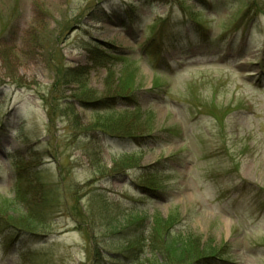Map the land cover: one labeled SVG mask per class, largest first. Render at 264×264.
Here are the masks:
<instances>
[{"label": "rangeland", "instance_id": "obj_1", "mask_svg": "<svg viewBox=\"0 0 264 264\" xmlns=\"http://www.w3.org/2000/svg\"><path fill=\"white\" fill-rule=\"evenodd\" d=\"M153 216L264 264V0H0V264H129Z\"/></svg>", "mask_w": 264, "mask_h": 264}, {"label": "trees", "instance_id": "obj_2", "mask_svg": "<svg viewBox=\"0 0 264 264\" xmlns=\"http://www.w3.org/2000/svg\"><path fill=\"white\" fill-rule=\"evenodd\" d=\"M113 110V107H111L110 111ZM95 131L106 133V135L114 136L115 134H109L107 133L108 130L101 128H95ZM110 132V131H109ZM118 138H135L136 136L132 133H121L115 135ZM132 153V154H130ZM134 152H124L122 156H120L118 159H114V165L115 167L120 166H127L129 163L133 162ZM136 162V160H135ZM135 209L134 211H136ZM138 212V211H136ZM142 212H139V214ZM33 217V216H32ZM31 222H35V218L29 219ZM143 218L140 217L137 219V222L142 223ZM164 218H161L160 216H157L154 218L152 217V221L150 224L151 230L146 232V236L144 237H138L134 241L135 246L128 249L130 253H132L133 256H127L129 257V264H167L166 256L172 255L173 259L182 258L189 256L193 252L194 246L193 240L190 236L187 235H181L178 232L172 231V225L173 223L166 222ZM142 240L141 244H137ZM135 248H138V251H134ZM99 255V252H98ZM160 255L166 259V261H163L161 259ZM214 255V254H212ZM208 258V257H204ZM99 260V257L96 258ZM100 264V263H97Z\"/></svg>", "mask_w": 264, "mask_h": 264}]
</instances>
